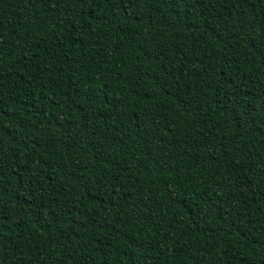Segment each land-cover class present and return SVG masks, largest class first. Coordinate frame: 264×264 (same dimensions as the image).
Segmentation results:
<instances>
[{"label":"trees","instance_id":"16d2710c","mask_svg":"<svg viewBox=\"0 0 264 264\" xmlns=\"http://www.w3.org/2000/svg\"><path fill=\"white\" fill-rule=\"evenodd\" d=\"M0 264H264V0H0Z\"/></svg>","mask_w":264,"mask_h":264}]
</instances>
